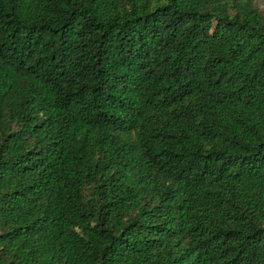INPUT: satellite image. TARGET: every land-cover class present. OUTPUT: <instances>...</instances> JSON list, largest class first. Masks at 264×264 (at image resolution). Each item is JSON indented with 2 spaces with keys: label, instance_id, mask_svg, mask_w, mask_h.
I'll return each instance as SVG.
<instances>
[{
  "label": "trees",
  "instance_id": "trees-1",
  "mask_svg": "<svg viewBox=\"0 0 264 264\" xmlns=\"http://www.w3.org/2000/svg\"><path fill=\"white\" fill-rule=\"evenodd\" d=\"M0 264H264V0H0Z\"/></svg>",
  "mask_w": 264,
  "mask_h": 264
}]
</instances>
